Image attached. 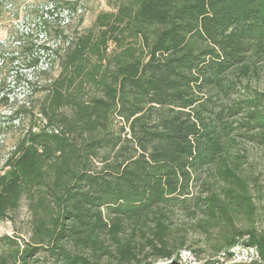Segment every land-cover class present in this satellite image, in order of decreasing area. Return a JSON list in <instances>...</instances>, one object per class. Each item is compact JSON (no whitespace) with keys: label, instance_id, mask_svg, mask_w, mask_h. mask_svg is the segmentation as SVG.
Segmentation results:
<instances>
[{"label":"trees","instance_id":"trees-1","mask_svg":"<svg viewBox=\"0 0 264 264\" xmlns=\"http://www.w3.org/2000/svg\"><path fill=\"white\" fill-rule=\"evenodd\" d=\"M37 2L35 29L0 53V93H21L0 135L23 128L0 168V220L24 199L31 230L24 248L5 236L0 264L39 250L54 264L175 259L185 237L169 235L174 209L205 214L212 253L230 260L240 244L257 258L234 264H264V234L234 227L256 206L230 152L235 136L264 144V92L214 108L264 63V0H118L87 28L81 0ZM207 170L221 192L204 178L205 194H193ZM212 257L199 264L220 262Z\"/></svg>","mask_w":264,"mask_h":264},{"label":"rangeland","instance_id":"rangeland-1","mask_svg":"<svg viewBox=\"0 0 264 264\" xmlns=\"http://www.w3.org/2000/svg\"><path fill=\"white\" fill-rule=\"evenodd\" d=\"M38 0H13V7H7L5 10L0 11V53L2 57H8L11 50L14 48L13 43L17 36L25 35V26L29 22V18L35 19V14L31 9L37 5ZM118 0H81V10L83 11V21L79 28H87L91 26L95 16L99 12L112 10L115 3ZM61 16V15H59ZM31 21V24L27 25L35 29L36 22ZM55 23V22H54ZM38 26V25H37ZM23 30V31H22ZM26 30V29H25ZM21 36V37H23ZM28 41L31 38L25 37ZM4 77V67L0 66V78ZM10 79V78H9ZM8 85L10 81L7 79ZM7 88H10L8 91ZM3 89L0 96L8 92V105L1 104L0 114H7L9 105L16 98H21V93L16 88L7 87ZM86 91H91L90 86L86 87ZM255 92H264V63L257 62L252 65L248 76L240 77L238 90L236 93L231 94L230 97H221L214 102V108H222L224 112L227 111L229 106L233 105V101L238 99H245L251 97ZM264 104V101H263ZM245 110H239L237 115H232L233 120H243ZM231 118V117H230ZM4 120V118H1ZM23 128H16L13 135L3 136L0 135V168L10 150L13 148L15 137L19 134ZM244 129L242 128L241 131ZM231 157L233 162L238 164V170L245 176L250 182L251 193L253 195V201L256 206V210L251 222L247 221L244 217H239L235 221L234 227L244 228L250 224L256 227L257 231L264 234V144L257 142L249 137L235 136L231 145ZM235 158V159H234ZM214 181L213 189L221 192V182L218 181L210 171H204L201 174V180L198 181L192 188L193 194H205L206 183H201L203 180ZM203 184V185H202ZM205 214L202 211H198L196 214H187L174 209L170 213L169 221V235L176 245L180 244V241L185 237L182 242V247L177 252V258L175 259H156L149 255V259L155 264H199L200 262L210 258H218L220 262L218 264H234L237 262H249L251 259L257 258V253L253 248L244 247L240 244L233 247V256L230 260L225 258L223 251L215 254L209 249V244L206 241V234L202 230L199 222L204 219ZM215 228L212 230V235H216ZM213 231L215 233H213ZM5 236L14 238L20 248L26 247L27 243L31 242V230H30V212L27 208L26 200L22 199L19 207L9 212L6 219L0 220V254H4L8 251L9 246L5 244L3 240ZM180 246V245H179ZM196 250L194 254L190 249ZM9 264H22L20 260L9 259ZM24 264H54L52 258L49 257L43 250L37 251L31 257L27 258Z\"/></svg>","mask_w":264,"mask_h":264}]
</instances>
